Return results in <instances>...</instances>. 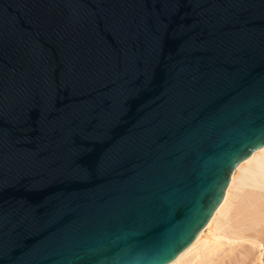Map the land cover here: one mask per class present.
<instances>
[{
  "label": "water",
  "instance_id": "obj_1",
  "mask_svg": "<svg viewBox=\"0 0 264 264\" xmlns=\"http://www.w3.org/2000/svg\"><path fill=\"white\" fill-rule=\"evenodd\" d=\"M264 145V0H0V264H166Z\"/></svg>",
  "mask_w": 264,
  "mask_h": 264
},
{
  "label": "bare ground",
  "instance_id": "obj_2",
  "mask_svg": "<svg viewBox=\"0 0 264 264\" xmlns=\"http://www.w3.org/2000/svg\"><path fill=\"white\" fill-rule=\"evenodd\" d=\"M262 228H264V145L251 151L247 157L235 165L229 175L221 200L206 224L196 233L192 242L166 264H236L241 260L240 258L238 262L236 261L238 254L245 252L242 248V252L238 249L245 245L242 243L243 246H241L240 242H251L249 240L253 238L254 231L258 233L257 230ZM262 231L260 230V233ZM263 233L259 234L260 238ZM260 238L257 240L259 243L261 239L264 240V236ZM235 243H239L240 246H235ZM254 243L251 244H257ZM224 247L228 251L225 252ZM250 249L252 250L253 247L248 248ZM220 250L224 251L223 253L221 251L222 254L219 256L220 252L218 254L217 252ZM251 252L248 251L247 254L250 255ZM247 254L244 255L245 258ZM214 257L219 259V262H216L217 259ZM254 257L253 255L252 259ZM245 260L242 261L247 262ZM252 262L250 264H253Z\"/></svg>",
  "mask_w": 264,
  "mask_h": 264
},
{
  "label": "rangeland",
  "instance_id": "obj_3",
  "mask_svg": "<svg viewBox=\"0 0 264 264\" xmlns=\"http://www.w3.org/2000/svg\"><path fill=\"white\" fill-rule=\"evenodd\" d=\"M260 230H261V231L263 230L262 232H264V228H262V229L257 230V232L259 231L258 233H255L256 231H254L255 236H253L254 233H253V234H252V232L250 233V234H252V237H253V238H251V240H249V241H251V242H248V243H247V242H240V244L244 243V244H245L244 246H246V245L249 246L248 248H252V247H253L252 250H251V249L248 250V248H247V250H244L247 246L244 248L243 244L241 245V246H243V247H238V249H241V248H242L243 251L246 252V254H247L248 251H250V252H251V251L253 252L254 250H255V251L253 252V254H251L252 252L250 253V255L247 254V255H248V256H247L248 259L245 258V256H244V255H246V254H244L245 252H244V253H239L238 256H242V257L244 256L243 258L237 256V258H238V259H236L237 262H238L239 259L241 258V260L238 262L239 264H243V263H245V264H247V263L250 264L251 261H253V262H252L253 264H257V263H258V264H261V262L264 264V244H263V243H264V240L261 239V238L264 236V233H263V236L260 238L259 234L262 235V234H261L262 232L260 233ZM256 234H258L259 237L256 236ZM254 237H255V238H254ZM256 238H257V239H256ZM259 238L261 239V240H260V243H259V241H257V240H259ZM254 239H255V240H254ZM252 241H253V242H252ZM254 242H255V243H254ZM251 243H252V244H253V243H254V244L257 243V244H256V245H252ZM240 244H239V243H238V244L235 243L234 245H235V246H237V245L240 246ZM258 244H259V245H258ZM254 246H255V247H254ZM226 247H227V246H226ZM228 248H229V247H228ZM222 249H223V247H222ZM242 249H241L240 252H242ZM224 250H225V247H224ZM224 250H220V251H218L217 254L220 252V254H218V255L220 256V255L223 253ZM221 251H222V253H221ZM226 251H228L227 248H226L225 252H226ZM257 251H258V252H257ZM261 251H262V252H261ZM256 253H257V254H256ZM240 254H241V255H240ZM253 255H254L256 258L254 257V258L252 259V256H253ZM258 255H260L261 257H257ZM216 256H217V255H216ZM249 256H250V257H249ZM214 258L217 259L216 257H214ZM250 258L252 259L251 261L249 260ZM226 259H227V258H226ZM244 259H246L245 261H247V262L242 261V260H244ZM254 259H256V260H254ZM218 260H219V259H217L216 262H217ZM248 260H249V261H248ZM226 261H228V260H226ZM259 261H260V262H259ZM218 262H219V261H218ZM241 262H242V263H241ZM254 262H255V263H254ZM238 263H236V264H238Z\"/></svg>",
  "mask_w": 264,
  "mask_h": 264
}]
</instances>
